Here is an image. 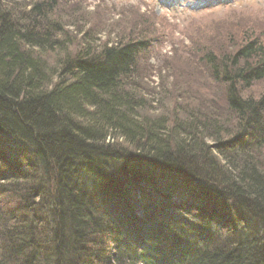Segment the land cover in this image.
I'll return each mask as SVG.
<instances>
[{"label": "trees", "instance_id": "obj_1", "mask_svg": "<svg viewBox=\"0 0 264 264\" xmlns=\"http://www.w3.org/2000/svg\"><path fill=\"white\" fill-rule=\"evenodd\" d=\"M61 1L0 0V264H264V39L200 57L227 116L152 107L157 18L73 35Z\"/></svg>", "mask_w": 264, "mask_h": 264}, {"label": "rangeland", "instance_id": "obj_2", "mask_svg": "<svg viewBox=\"0 0 264 264\" xmlns=\"http://www.w3.org/2000/svg\"><path fill=\"white\" fill-rule=\"evenodd\" d=\"M58 11L70 34L81 36L90 29L102 40L112 32L141 27L145 17L154 15L162 40L148 63H142L133 83L151 100L152 107L158 102V107L171 108L177 102L195 103L217 117L230 113L224 88L211 80L200 57L206 51L219 55L235 52L258 35L264 39V0H76L61 1ZM241 92L261 96L264 79Z\"/></svg>", "mask_w": 264, "mask_h": 264}]
</instances>
